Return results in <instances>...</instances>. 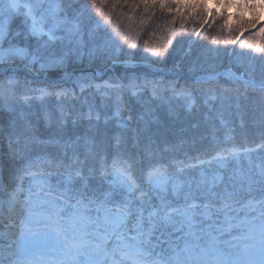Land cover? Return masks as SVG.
I'll return each mask as SVG.
<instances>
[{
    "label": "snow or ice",
    "instance_id": "1",
    "mask_svg": "<svg viewBox=\"0 0 264 264\" xmlns=\"http://www.w3.org/2000/svg\"><path fill=\"white\" fill-rule=\"evenodd\" d=\"M218 19L187 72L155 78L178 21L201 38ZM230 21L208 0H0V264H264V27L247 51L216 47L255 27ZM85 58L132 74L67 72ZM236 117L255 147L235 142ZM182 118L206 130L196 155L162 139Z\"/></svg>",
    "mask_w": 264,
    "mask_h": 264
},
{
    "label": "trees",
    "instance_id": "2",
    "mask_svg": "<svg viewBox=\"0 0 264 264\" xmlns=\"http://www.w3.org/2000/svg\"><path fill=\"white\" fill-rule=\"evenodd\" d=\"M73 2H78V0H73ZM243 2V0H241ZM213 3L218 4L219 7H222L220 5L218 0H208V6L209 8H213L211 5ZM215 4V5H216ZM225 7L224 9H221L222 13L225 14H231V25L235 27L239 23H244L245 25H248L249 22H252L255 24V27H246V29L243 31L242 34H240V40H238L237 44H224L221 43L220 45H217L216 47H219L221 49L227 48V49H233L235 48L237 51H240L239 43L243 40L247 39L250 35H253L255 32H257L261 27H264V12H256L253 13L251 10L243 8V7H227V0H225L224 3ZM222 23L221 19L217 20V24L213 25L211 28H209L207 25H205V30L201 32V38L196 37V33L193 31V28L199 27V24L196 21L190 20L186 27V31H183L181 29V25L179 21L176 25H174L175 30L177 31L178 35L176 36V40H179L180 43H173V46L169 48L170 55L165 58L164 61L161 62L159 67L164 68L165 70L170 69H176L180 71L182 74L187 72L188 69L192 66V64L196 61L198 57H201L202 55H205L202 52L201 45H208L209 40L205 39L203 37H210L211 35L217 34L219 29L217 27L218 24ZM116 24V18L113 17V23L112 26L115 27ZM153 29L149 28L143 33L140 38V44L137 51L141 50L143 47V40L149 39L148 36L149 32H152ZM160 35V32H156L155 36L158 37ZM153 39L155 37H152ZM165 39H167V36H165ZM259 39V38H258ZM126 47V46H125ZM127 50V48H126ZM247 50V49H245ZM220 63L227 64L228 63V57L221 53V59L219 61ZM144 71L151 72L152 69H144L141 68V72ZM67 72L72 73L76 72L74 74L75 76H88L90 78H93L96 83H101L103 80H109V79H116V78H122L125 75H131L132 70L126 69L122 64L117 63L113 65L112 63L108 61H97L94 63H89L88 59L85 58L83 61L76 62L74 64L69 65L67 68ZM96 72V73H95ZM21 84H23V78L25 75H28L25 73L22 69L19 73ZM64 73L61 72L60 76H63ZM152 76H149V79H152ZM156 79H173V77L168 75V72H164L161 75H157L155 77ZM181 84L184 83L183 80L180 81ZM68 87H71V84L68 85ZM79 90L77 89V92ZM90 99L93 100V102H99L100 97L97 95L95 97H90ZM48 103L55 105V99L51 98L49 99ZM80 103L78 102L76 107L79 108ZM242 125L241 120L239 117L229 118L230 126L234 128V132L232 133L235 142L238 145H249L252 147H255L256 144L260 142V136L259 133L254 131L251 127L250 121H247ZM192 121L188 118H182L180 120H167L164 122V127L162 129L163 136L162 139L166 140L173 144H180L182 145L183 149L188 151L189 155H196L197 149L200 147V137L202 133H205L206 130L203 125L193 127ZM217 124H219V121H217ZM228 131L227 129H221V134L223 132ZM193 141H196V143H193ZM204 143H207L205 141ZM166 160H171L173 156L179 159H184V153L183 152H176V153H165L164 154ZM253 157L255 159V154H253Z\"/></svg>",
    "mask_w": 264,
    "mask_h": 264
},
{
    "label": "rangeland",
    "instance_id": "3",
    "mask_svg": "<svg viewBox=\"0 0 264 264\" xmlns=\"http://www.w3.org/2000/svg\"><path fill=\"white\" fill-rule=\"evenodd\" d=\"M215 4H216V3H213L211 6H212L213 8L215 7V8L218 9L219 11H221V9L226 8L224 4L220 5V6H222V7H219L218 4H216V5H215ZM240 51H247V50H245V49H241ZM95 73H96V72H95ZM73 76H74V74H73Z\"/></svg>",
    "mask_w": 264,
    "mask_h": 264
}]
</instances>
